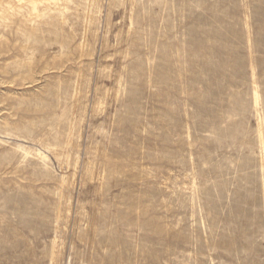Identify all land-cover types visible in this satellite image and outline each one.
I'll return each instance as SVG.
<instances>
[{
	"label": "rangeland",
	"instance_id": "rangeland-1",
	"mask_svg": "<svg viewBox=\"0 0 264 264\" xmlns=\"http://www.w3.org/2000/svg\"><path fill=\"white\" fill-rule=\"evenodd\" d=\"M42 9L0 0V264H264V0Z\"/></svg>",
	"mask_w": 264,
	"mask_h": 264
},
{
	"label": "bare ground",
	"instance_id": "bare-ground-1",
	"mask_svg": "<svg viewBox=\"0 0 264 264\" xmlns=\"http://www.w3.org/2000/svg\"><path fill=\"white\" fill-rule=\"evenodd\" d=\"M20 6H23V4L29 5V14L31 16H35L36 18H41L46 16L47 9H42L47 4H54L58 0H16ZM255 101L256 106L259 110V112L262 111V108L260 106V95L258 93L255 94ZM261 145L264 151V136L261 133Z\"/></svg>",
	"mask_w": 264,
	"mask_h": 264
}]
</instances>
